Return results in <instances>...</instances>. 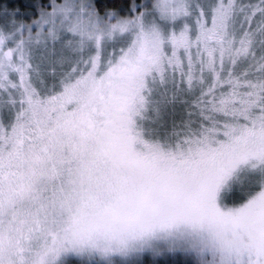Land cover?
Returning a JSON list of instances; mask_svg holds the SVG:
<instances>
[{"label":"snow or ice","instance_id":"1","mask_svg":"<svg viewBox=\"0 0 264 264\" xmlns=\"http://www.w3.org/2000/svg\"><path fill=\"white\" fill-rule=\"evenodd\" d=\"M0 264H264V0H0Z\"/></svg>","mask_w":264,"mask_h":264},{"label":"trees","instance_id":"2","mask_svg":"<svg viewBox=\"0 0 264 264\" xmlns=\"http://www.w3.org/2000/svg\"><path fill=\"white\" fill-rule=\"evenodd\" d=\"M13 3H16L17 0H12ZM19 2H23V0H19Z\"/></svg>","mask_w":264,"mask_h":264}]
</instances>
